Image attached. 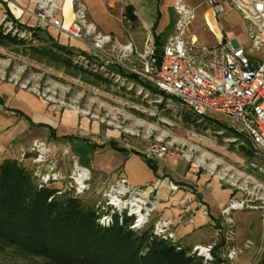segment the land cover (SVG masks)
<instances>
[{"label": "rangeland", "instance_id": "1", "mask_svg": "<svg viewBox=\"0 0 264 264\" xmlns=\"http://www.w3.org/2000/svg\"><path fill=\"white\" fill-rule=\"evenodd\" d=\"M130 1L133 2L139 14L140 22L137 28H129L125 25L124 10L122 15L117 13L107 22L118 35L123 32V37L118 38L122 43L132 42L142 54L148 44L155 45L151 27L157 21L159 14V21L162 19L161 1L122 0L118 8L125 7ZM238 1L250 10L244 0ZM183 2L195 9L196 16L188 26L187 38L195 39L199 47L217 46L229 34L236 37L244 47H250L248 34L250 22L243 17L240 10L235 8L230 16L223 20L224 30L219 31L213 28V23L219 22L216 17L214 20L212 9L204 0H183ZM168 12V20L169 17L172 19L169 30L160 37L162 46L170 36L176 33L179 21L175 8L174 10L168 8L167 14ZM9 23L10 20H0V25L3 24L6 32L11 29L15 32L14 25ZM218 26L220 27V24ZM19 34L21 37H31L30 33L20 32ZM31 44L40 45V42L33 40ZM82 53L86 54V52ZM112 55L119 56L115 53ZM256 56L264 60V55L261 53H256ZM92 59L98 60L103 65H106L105 62L108 60L114 62V58L107 54L100 55L98 59L94 57ZM121 61V64L111 63L110 71L126 77L130 83L139 84L140 80L125 66L126 64L129 66L128 61ZM0 76L4 82H16L19 86L34 91L49 101L53 111H62L66 108L85 111L89 117L96 119L103 126L118 131L121 139L128 142L130 147L137 148L148 155V148L152 145L168 147L170 154L164 162L173 157L180 163L178 172L184 173L190 169L200 171L207 179L206 190L212 194L220 192L222 196L227 197V201L222 205V211L233 202L250 201L248 205L254 208L232 213L234 224L242 226V229L243 225L246 226L249 221L253 225L260 224L263 240L261 243L259 241L258 247H264V211L262 209L264 207V155L257 154L250 140L235 122L217 112L209 111L205 117L198 118L199 121L194 125L187 124L182 119V110L169 106L167 100L169 97L157 90L149 88L156 96L151 95L145 98L143 95H138L137 90H128V86L116 83L114 80L105 84L89 76L80 75L74 69H64L48 64L27 54L24 48L0 45ZM132 76H135V79ZM162 97L165 98L164 102L156 103V100ZM88 166L92 170L90 189L81 197L95 205L101 200L103 194L96 186L98 174L96 170L98 169H92V164ZM170 173L173 175L175 172L172 170ZM149 194H156V190ZM158 205L151 221L152 224L158 219H164L157 218L159 216ZM222 211L220 223H224L229 229ZM243 232L242 230L241 234ZM251 241L254 243L253 240ZM244 243L237 246H243ZM255 246L254 243L252 248ZM250 250H245L235 261L236 264H263L264 249L259 256L247 258L246 254ZM217 252L224 260L223 264H235V262H228L226 257L222 256L225 251L218 250ZM0 264L48 263L38 258L19 259L14 254L7 253L0 257Z\"/></svg>", "mask_w": 264, "mask_h": 264}, {"label": "built area", "instance_id": "2", "mask_svg": "<svg viewBox=\"0 0 264 264\" xmlns=\"http://www.w3.org/2000/svg\"><path fill=\"white\" fill-rule=\"evenodd\" d=\"M204 1L221 25L235 8L242 12L243 17L250 22L249 48L241 45L230 34L217 46L199 47L195 39L187 38L188 26L196 15L195 9L189 8L183 0H177L174 4L179 15L177 31L167 39L160 58L156 56L155 45L152 43L140 54L132 42L124 44L101 33L89 22L87 6L81 0H77L74 22L66 32L74 40L92 39L91 50L86 51L90 57L98 59L100 55L107 54L114 58V62L108 60L106 65L93 59L96 66L101 65V70H106L111 63L121 64V60L128 61L129 66H125L140 80L139 84H134L122 75L108 73L109 78L116 83L128 86V90H137V94L145 98L155 95L146 86L150 85L169 97V106L191 111L200 117H205L209 111L217 112L235 122L250 140L257 154L264 155V60L256 56V53L264 55V0H244L250 10L238 0ZM30 3L38 11L41 20L58 29L62 28L57 17L58 6L54 0H30ZM6 20H9L7 15L2 21ZM9 24L13 23L10 21ZM79 60L87 63L83 55L79 56ZM164 99L159 98L156 103L162 104ZM26 153L35 155L33 162L37 166V174L46 186L63 179L49 159L50 148L46 143L35 141ZM148 153L153 159L165 160L170 149L162 145H152L148 148ZM91 179V169L74 162L64 187L75 195L82 196L90 189ZM158 185L157 182L155 185L133 186L125 178L118 179L104 192L98 203L100 223L109 226L116 219L123 220L128 217L131 219V229L151 226L158 200L155 194L149 193L157 190ZM248 202L250 201L233 202L223 209L222 214L229 226L228 241L235 237L232 213L250 208ZM262 209L264 211V207ZM172 225L170 219H158L152 224V228L155 234L176 241ZM252 246V241L248 240L243 246L231 247L226 255L227 261L234 263ZM214 249V244L194 247V251L206 260L214 258Z\"/></svg>", "mask_w": 264, "mask_h": 264}, {"label": "crops", "instance_id": "3", "mask_svg": "<svg viewBox=\"0 0 264 264\" xmlns=\"http://www.w3.org/2000/svg\"><path fill=\"white\" fill-rule=\"evenodd\" d=\"M81 1L87 6L88 20L101 32L121 42L118 38L123 37V32L119 35L115 33L107 20L114 18L117 13L122 15L125 7L118 8L122 0ZM160 1L163 17L164 0ZM54 2L58 6L57 17L62 23L61 29L41 20L30 0H0V20L9 13L21 25L43 28L63 46L79 52L90 51L91 40H74L66 32L74 22L77 0ZM128 4L133 5V2L130 1L126 5ZM166 7L174 10V5ZM135 13L140 22L137 10ZM212 14L215 20L213 11ZM171 19L169 17L168 23L161 31H159L161 21L155 30H152V26V35L162 36L169 30ZM218 24L220 23L215 21L213 28L221 31L225 24H220L221 28ZM1 78L0 76V162L4 159H22L27 167L34 168L36 165L32 157L23 159V154L29 151L35 141H42L50 148L49 159L63 178L54 182L51 185L53 188L65 186L74 162L87 168L88 164H92V169H98L96 186L101 194L120 178H125L133 186L153 185L158 182L155 194L159 201L157 218L172 220V231L177 241L191 248L209 244L221 246L219 251H225L222 254L225 258L231 247L253 240L256 246L252 248L254 246L252 242L253 246L247 252V258L260 255L264 249L262 246L258 247L259 241L261 243L263 240L262 226L258 223L253 225L249 221L242 229V226L234 224L235 237L228 241L229 229L227 225L220 223L222 205L227 201V197L222 196L220 192L212 194L206 190L207 179L200 171L190 169L184 173L178 172L180 163L171 157L165 162L153 159L157 164L155 172L142 154L148 158L150 156L130 147L128 142L121 139L118 131L103 126L96 119L89 117L85 111L73 108L53 111L49 101L34 91L27 90L16 82H4ZM172 170L175 172L173 175L170 173ZM242 230L244 232L241 234Z\"/></svg>", "mask_w": 264, "mask_h": 264}, {"label": "trees", "instance_id": "4", "mask_svg": "<svg viewBox=\"0 0 264 264\" xmlns=\"http://www.w3.org/2000/svg\"><path fill=\"white\" fill-rule=\"evenodd\" d=\"M13 29L0 25V45L24 48L27 54L48 64L74 69L105 84L109 67L101 70L87 54L63 46L41 27L30 28L15 21L9 13ZM124 22L129 28L138 27V16L133 5L124 8ZM160 17V14H159ZM159 17L154 23L155 30ZM20 32L31 37H21ZM161 37V36H160ZM160 37L154 35L155 53L160 58ZM37 40L40 45H33ZM85 56L86 62L79 60ZM96 66V67H95ZM135 79V76H132ZM156 91L150 85H146ZM200 116L182 110V119L194 125ZM34 158L26 153L25 158ZM149 167L156 172L153 158L142 154ZM102 199V198H101ZM75 195L67 188H53L42 183L37 166L27 167L22 159L0 162V257L12 253L19 259L38 258L48 264H223L217 246L214 258L203 256L179 241L154 233L153 226L131 229V219H116L112 225L100 223L99 208ZM264 264V261H263Z\"/></svg>", "mask_w": 264, "mask_h": 264}, {"label": "bare ground", "instance_id": "5", "mask_svg": "<svg viewBox=\"0 0 264 264\" xmlns=\"http://www.w3.org/2000/svg\"><path fill=\"white\" fill-rule=\"evenodd\" d=\"M176 1L177 0H164L163 8H162L164 15H163L161 22H160L159 31H161L166 26V24L168 23V14H167L166 6L167 5H174L176 3Z\"/></svg>", "mask_w": 264, "mask_h": 264}]
</instances>
